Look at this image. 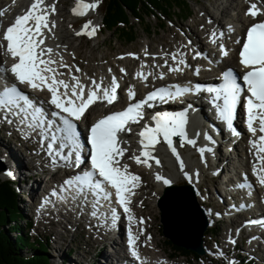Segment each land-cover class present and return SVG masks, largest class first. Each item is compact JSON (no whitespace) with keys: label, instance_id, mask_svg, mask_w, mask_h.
I'll return each mask as SVG.
<instances>
[{"label":"snow or ice","instance_id":"1","mask_svg":"<svg viewBox=\"0 0 264 264\" xmlns=\"http://www.w3.org/2000/svg\"><path fill=\"white\" fill-rule=\"evenodd\" d=\"M97 3H84L83 0H76L75 7L72 9L74 15L83 16L88 9H96ZM55 14V6H47L45 0H33L30 7L24 14L17 15L14 22L6 28L3 33V41L6 42V52L15 60L10 68L5 69L0 67V72L10 71L15 77V80L20 85L33 90H47L50 93L48 101L56 111L52 112V117L59 118L60 124H54V121L48 119L42 108L36 106L34 102L24 93H22L15 85L5 87L0 91V110L4 115L0 118L12 123L8 119L9 116H14L19 119L21 125H25L32 131L39 130L38 134L41 138V144H45L50 156L53 158V163L59 160L67 162L71 157V152L65 154V149L69 145L78 147L77 140V125L75 121H80L87 110L97 101H106L108 104H113L117 99V89L119 88L118 81L115 76L112 77L111 84L105 87L102 82L91 80L89 86L81 83L80 78L71 75L70 84L64 79L57 77L63 76L64 73L58 72L52 65L57 61L52 59L53 49L45 45V30L52 33L55 28V22L49 21V15ZM262 13L257 3H251L246 15L253 18ZM3 13L0 12V16ZM90 29V30H89ZM96 33V27L92 26L91 21L86 22L82 30L76 35L93 36ZM213 33V37H215ZM223 35V33H221ZM4 47V45H0ZM222 55H227V51L223 44L220 45ZM58 55V53H57ZM197 55H199L197 53ZM240 64L247 71L242 79L247 88V93L244 97V108L246 111V124L249 133L255 138L249 141L251 147L255 149L256 163L253 164V173L257 175L259 183L264 186V21L253 23L247 29L246 41L242 44V50L239 52ZM173 60L176 61V55L173 54ZM177 65L185 64L183 58L176 61ZM59 67H71L61 61ZM74 67V66H72ZM76 72H80L79 67H76ZM177 66L169 68V71H181ZM111 72V69H109ZM121 71H124L121 69ZM197 70V74H198ZM143 79H147L142 73H137ZM163 78V74H161ZM223 84L220 87L206 89L209 93H213L214 101H222L217 104L219 117L226 122L229 129H232L233 119L238 103L241 101L242 87L233 78L232 72L227 71L223 74ZM176 91L169 92L164 88L156 89L147 94L144 99L136 101L135 92L128 91V106L121 110L112 112L103 116L92 124L88 143L91 146L90 150V170L84 171L82 175H75L64 181L61 187L62 192L71 191L73 199L79 195H84L85 199L91 193L95 200L93 207L101 205V201H110L113 195L116 198V203L123 209L124 213H130L128 207L130 203L129 196L133 194L132 189L139 185L140 177L129 171L127 164L121 165V158L128 151L121 147V144L128 143L126 140L119 139V134L131 132L129 124L139 123L143 119V109L145 106L152 107L151 102L159 99L164 100L166 97L173 98L188 92V88H180L174 86ZM63 89V91H61ZM196 90H202L199 85ZM154 126L145 125L138 133L141 145L139 155H133L130 159L137 164H143L151 167L149 160H154L157 165L160 161L152 155L155 151V146L161 142H165L173 155H179L173 143V137H180L181 141L190 144H195L194 140L187 139L185 132V117L183 114H169L167 112L157 113L152 117ZM234 134L235 130L233 129ZM259 132V136H257ZM209 138L206 136V139ZM67 141V143H65ZM183 146V144H181ZM75 149H73L74 151ZM203 154L204 149L200 150ZM143 158V159H142ZM79 161V156L76 157ZM77 166H79L77 164ZM12 175L11 172L7 173ZM157 181H162L164 185H169L171 181L164 178L162 175L155 176ZM244 187V185H240ZM56 193L54 192L53 195ZM63 198V197H61ZM97 213L93 211L92 215ZM113 221L118 219L116 209L111 210ZM129 221L133 219L128 216ZM143 223V220H141ZM249 223H261L264 221H249ZM136 237L129 229L128 245L131 254L138 258V253L134 247Z\"/></svg>","mask_w":264,"mask_h":264},{"label":"bare ground","instance_id":"2","mask_svg":"<svg viewBox=\"0 0 264 264\" xmlns=\"http://www.w3.org/2000/svg\"><path fill=\"white\" fill-rule=\"evenodd\" d=\"M76 1V0H74ZM72 1V2H74ZM232 3L235 4V8H234V14H230V12H228V8L227 5H217V3L215 2L213 4L214 7H216V11L219 12V15H216L214 13H208L206 12V10L202 9L205 13V16H207L208 21L210 20V22H213L214 24H217L216 26L222 31V32H229L231 30V27L233 22L236 24H247V20L246 18H244V16L242 15V13L244 11H246V9L248 8H243V3L244 0H231ZM259 2L261 7H263L264 9V0H248V2ZM71 2V3H72ZM229 2V1H228ZM55 7V14H53L54 19L53 21L55 22V31L59 32V29L62 30V26L60 23H58L56 21V16L58 15V12L60 11L58 9L59 4L57 3V1L54 0L53 3ZM11 9H14L13 6L9 7ZM72 9L73 8H68V12L67 15L72 14ZM94 12V11H93ZM85 13H87V15L89 17H91L92 13L91 11L87 10ZM226 15L229 19L228 23H224L222 22V17ZM224 21V20H223ZM52 22V21H51ZM92 23V22H91ZM198 23H203L200 20H198ZM96 24L92 23V26H95ZM197 25V24H196ZM229 26V27H227ZM186 28V27H184ZM182 28L181 30L186 31L185 36L186 37H179L176 34H172L173 35V39L175 42L173 47H168L167 45L162 46L160 49V52H153V48L148 45L147 49L144 50L145 53H147L149 56L145 59L141 58V59H135L133 57H128L124 59H120L116 61V66L112 67V73L110 74H106L103 73L102 76L97 75L95 78L91 75L93 72L92 70H90L89 68H86L85 65L82 63L80 64V60L83 59L82 58V52L80 50H74V48H70V46H68V44H66L70 49L66 50V52H71V53H75V59L74 61H70L72 62V66L75 67H79V69L83 72L84 76L82 79H80L81 83H83L86 86H89L91 84V80L95 79L97 82H102L103 85L106 87L110 86L111 81L109 82V77L112 80V77L115 76L118 84L119 85H123V84H128L132 81V76L136 77L137 73H142L143 75H147L148 76V80H146L145 84L150 83L148 86L152 85V83L154 82V80H158L157 82H160L161 80L165 81L163 83H170V82H185L188 81V76H185L186 74V65H177L176 61H179L181 58H183L184 60L186 59L189 65L194 64L195 66H197V68H199V65H196V63L201 64L203 62H210L211 64L205 65V67L203 68V72L204 73H209L210 71L208 69H212V65H216L217 63L215 62L217 60L216 58V46L218 43L215 42V40L211 37L205 40V42H207L210 47L212 48V50H214L213 54L212 53H206L204 52V50L199 53V56L201 57V59H197L196 63H192V60L190 59V52H192V50L194 48L199 49V44L201 43L202 45V40L201 42L197 41L194 37V34H192V32L188 31V29H184ZM204 28L206 29L207 32H212V29H210V27L208 25H205ZM82 29V28H81ZM81 29L79 30V32L81 31ZM90 30V29H89ZM231 32V31H230ZM67 35V34H66ZM190 37H189V36ZM97 36V34L95 33V37ZM192 36V37H191ZM66 36L63 35V33H61L60 36H54V37H50L45 35V45L48 48L53 49V53H52V59L57 61L56 64L52 65V67L56 68L57 71L59 72V62L61 61V58L63 60V63L66 64V56H68L69 54L66 53L65 55L62 54L63 51V44H60L59 42L62 40H65ZM82 39H85L86 36H81ZM189 39V45L186 44L185 47L181 46V41L182 39ZM67 39V38H66ZM87 39V38H86ZM85 39V40H86ZM217 39H219V37L217 36ZM89 40V39H88ZM231 42V40H229ZM172 43V44H173ZM170 44V43H169ZM185 52H184V50ZM81 49V48H79ZM99 49L98 44H95L94 47L91 49V54L89 57V60L93 59V54L95 51H97ZM211 49H209L210 51ZM133 52V51H132ZM58 53V55H57ZM134 54V53H133ZM132 54V55H133ZM156 54V57L154 56ZM173 54L176 55V61L173 60L172 56ZM194 55V54H193ZM109 56L113 57L111 54H106L102 59L103 60H108ZM234 58L235 56H233L232 54H230V60L225 61L224 64H222V66H220V70H222V68L224 67H228V66H235L236 63L234 62ZM69 59V58H68ZM204 59H206V61H204ZM70 60V59H69ZM84 60V59H83ZM142 61L144 63V65L141 64L138 65L139 61ZM15 62V60L11 57L10 60V66ZM75 63V65H74ZM128 64H132L134 66V70L133 68H129L127 65ZM152 64V65H151ZM68 66L72 67L70 65V63H67ZM179 66L182 70L181 71H169V68H175ZM73 67V68H75ZM123 69L124 73L120 72V74L118 73V70ZM63 68H60V71ZM86 69H88L86 71ZM96 70H102V69H98L96 68ZM95 70V71H96ZM132 70H134V74L132 73ZM81 73V72H80ZM161 74H163V78H161ZM122 75V76H121ZM174 77H177L174 79ZM59 79H61L59 77ZM71 78L68 77V80H70ZM127 79V80H126ZM174 79V80H172ZM108 80V82H107ZM126 80V81H124ZM189 83V82H187ZM71 84V83H70ZM146 86L143 85V89ZM139 87L137 88L133 86V88L131 89L132 91H134L135 93H138L139 95L141 93H139ZM39 91V90H38ZM61 91H63V89H61ZM47 92H43L42 95L45 96ZM49 97H50V93H49ZM119 100H122L123 103H125V96L120 94L119 95ZM47 105V103H46ZM52 106V105H51ZM99 111V108H97V106L94 107H90L87 112L85 113L84 117L80 120V121H76V125L77 126H81L82 124L86 123V121H90L93 117H95L97 115ZM6 132H8L11 136L8 137V139L12 138L13 140H17L18 144L20 143V145H18V147L20 149H22L21 151L18 150L17 148H13L7 145V143H4L1 139H0V156L1 158L6 162L9 171L6 169V171L4 169H0V172H11L12 175H9L11 177V181L7 180L9 182H12V184L14 183V179H16V184H22L24 183V180L26 181V179H36V175L34 174L35 170L31 169V166L29 167L27 164H25V161L27 159L28 162V157H26L25 153L29 152V147H28V141L27 140H19L17 138V134L13 131V130H5ZM196 131H197V126L194 123L185 122V132H186V137L187 139H191L195 141V144H190L187 143L185 144L184 141H181V138L179 140L174 141V146L177 150V153L179 155V159H177V156L173 155L172 152L170 151V149L168 148L167 144L164 142V145H161V143H158L155 146V151L152 153L153 156H155L156 158L159 159L160 163L159 165H157L155 163L154 160H149V164L151 165V167L145 166L143 164H137L134 160L130 159L131 156L133 155H139L141 152V145L138 143V141L140 140V137L138 139L136 138H131V135L125 136L123 134H121V140H126L128 141V143L121 144V147L126 148L128 151L124 154V157L121 158V165L127 164L129 166V171L135 175H138L141 179L139 182V185L132 189L133 194L129 196L130 199V204L128 205V207L130 208V213L126 214L124 213L123 209L120 212L121 218L119 221V224L112 229L111 233H108V236H103V234L100 233V235L98 236V238L103 242V247L100 249V260L97 261V264H129L125 259H127V256L131 257L133 256L131 254L130 248L127 249V247H129L128 245V232L129 229L131 230L132 234L136 237V243L134 245L137 253H138V258H135V261L137 263H141V264H174L171 261L168 262L169 257L171 256V254L166 253L163 249H160V247L157 245L158 240H156V242L154 241V235L152 234H147V230L151 229L152 227V221L155 218V215L158 214L157 211V207H155L157 205V200L159 199V196H156L158 193L162 192L163 189L166 186H175L178 185L179 183H181V178L183 179V183H188L191 188L193 189V191L195 192V196L197 198L198 204L202 207H205L208 209H205L204 214L206 216V218L208 219L209 223L208 225H211V223L214 221L215 217H213V214H215L214 212L220 210V208L222 207V202L220 203L219 200L215 197L216 194H213V192L211 190H208V188L205 189V194L208 196H205L203 191H201V184L204 183V185L211 183L213 186V181L212 178L211 181L209 182H205L203 179V177L206 175V172H210V174L213 176L214 178V168L213 165H215V161L219 163L220 167L217 169V173L223 174L226 173L228 171L229 168V162L226 159H223L224 155V151L222 149V147H215V150L213 152V157L215 159L214 160H209L208 157L205 154V162L204 160H202L200 158V156H196V154L198 153L200 147L197 144V140H196ZM7 137V136H5ZM4 138V136H3ZM10 140V141H13ZM161 141L162 138H161ZM181 144H183V146H181ZM27 145V146H26ZM35 145V143L33 141H31L29 143V146L33 147ZM80 145V143H79ZM15 146V145H13ZM81 146V145H80ZM234 150L237 151L241 150V152H243L244 150H246L247 148L243 147L242 141L240 139L239 142H237L234 146ZM186 148V150L184 151V149ZM26 150L25 153H21L23 150ZM17 151V152H16ZM20 153H19V152ZM255 149L253 151V154L255 153ZM236 153H230L231 155L229 157H232L233 155H236ZM248 153V152H247ZM251 153V152H249ZM25 155V156H24ZM30 155V154H29ZM32 155V154H31ZM79 159L82 160L83 159V154L82 153H78ZM197 157V159H196ZM30 159V157H29ZM143 159V158H142ZM31 160V159H30ZM204 164L206 165V167H204ZM159 174L162 175L164 178L169 179L171 181V183L169 185H164L162 181H157L155 179V176ZM210 177V176H209ZM59 176L55 175L53 177V180H58ZM209 180V179H208ZM38 181H40L41 183H47V180L45 181V178H40L38 179ZM204 181V182H203ZM38 182L37 180L35 181L34 184H32L31 186V190L33 189V185H36ZM27 184V183H26ZM21 185L19 188L21 189V193L23 194L24 190H26L27 185ZM258 184L259 181H258ZM40 185V184H39ZM143 189H145V192L143 194H139ZM259 191H261L262 196H260L259 198H264V186H262L260 184V188ZM218 192H220V190H218ZM32 195H35L36 192H34V190L31 191ZM39 192H38V196H39ZM220 195V194H219ZM253 195V194H252ZM145 198H153V200L151 201V203H146ZM187 198L186 196H181L179 197L176 202L175 207H172V212L175 213L177 222L180 223L181 227H183V232L186 233L187 235L191 236V231H192V227H193V223L195 222L191 209L187 203ZM220 198V197H219ZM221 199V198H220ZM137 200V201H136ZM214 202V204L212 202ZM37 202V196L34 198L33 202H28V205L25 206V214L28 212H31V205L35 204ZM137 202V203H136ZM189 202V201H188ZM139 207V209H136V207L134 208V206ZM213 204V205H212ZM24 208V207H23ZM151 208L149 211L148 209ZM24 214V215H25ZM131 215L133 217V219L131 221H129L128 216ZM159 215V214H158ZM49 218L38 220L37 224L41 225L42 222L45 223L46 221H48ZM141 220H143V223H141ZM41 221V223H39ZM61 226H59L58 224H52L50 223V226L54 229V227H59V229L64 230L66 232V229H68V226H73V228L77 229L76 232L79 233V230L81 232H84V228L81 225L78 224H73V222H71L70 220H67V218H65L64 216H62L61 219ZM226 225L225 229H229L231 228L233 225H238L239 227H241L243 225V223L241 221H236L233 220L232 222L228 223L226 221H224ZM67 223V226L65 227L64 225ZM196 223V222H195ZM186 224V225H185ZM200 224V221H199ZM246 228H241L240 232L236 235V242L241 243L242 239H248L251 238L248 236V232H246ZM60 230V232H62ZM211 230V229H210ZM63 235H65V233H62ZM91 234V233H90ZM60 233H58V236H56L55 238L63 240L62 237H60ZM143 238L145 239H150V241H148L149 243H146V240L144 239V242L146 244V246H142L143 244ZM224 237H222L223 240V244H226V242H224ZM258 239V238H257ZM257 239H253V237L250 239V243L252 246H250L253 250H259V242L260 240ZM95 241H98V239H94ZM206 240V239H205ZM220 242V241H217ZM235 243V242H234ZM54 244V241H53ZM58 244V243H56ZM254 244V246H253ZM107 245V246H106ZM233 245V244H232ZM113 247L114 249L120 248L121 251L124 250V255H126L125 257L123 255H119V256H114V252L112 251H108L107 253H102V251L104 249H108L107 247ZM58 250L60 251L61 248H59V246L57 247ZM88 248V247H87ZM53 250L56 251V248L53 247ZM126 250V251H125ZM239 248L237 249L236 247L234 248V254L238 253ZM225 252V251H224ZM112 256H110V255ZM247 254H252L255 258H257L258 260L262 261V255L257 254V252H249ZM234 257L236 256L233 255ZM59 258V257H58ZM253 258V257H252ZM74 259V258H73ZM71 264H79L77 261H75V259L73 260ZM89 264L90 263H95L94 260H92V258H90ZM82 264V263H81ZM262 264H264V261L262 262Z\"/></svg>","mask_w":264,"mask_h":264},{"label":"rangeland","instance_id":"3","mask_svg":"<svg viewBox=\"0 0 264 264\" xmlns=\"http://www.w3.org/2000/svg\"><path fill=\"white\" fill-rule=\"evenodd\" d=\"M55 1H57V3L59 4L58 9L60 10L58 12V15L56 16V21L58 23H60L62 26V30L59 29V33H60V35H61V33H63V35L66 36V38H67V39L65 38V40L60 41L59 43L63 44V46H66V50H68L70 48H72V49L74 48V50L75 49L80 50L82 52V58L84 60L81 59L79 62H80V64L83 63L86 68H89L90 70H92L93 73L91 75L94 78L97 75L102 76L103 73H106V74L112 73V67L116 66L117 60L124 59V57L128 58V57H126L127 55L124 56V54H126V53H132V51L133 52L135 51L133 54L134 55L133 58L141 59L143 57L138 52V49H140V48H143L142 50L144 51L145 50L144 47L147 49V46L150 45L153 48V52H160V49L162 46L167 45L168 47H173L174 46L173 42H175V41L173 39L172 34L174 33V34L178 35L180 38L186 37L185 36L186 31L181 30L184 27H186L184 29H188V31H190V32H192V34H194V37L198 42L199 41L201 42V40H199V37H198L199 31H200L199 28H201L200 23H198V20L203 22V19H205V20L209 19V18H207V16H205V14H204L205 12L202 9L206 10V12H208L210 14L214 13L216 15H219V12L216 11V7L213 6V4L215 2L217 3V5H227L228 12H230V14L235 13L234 12L235 4L232 3L231 0H188L190 3V6H191V17H190V19L189 20H181V19H179V17H171V20L170 19H168L167 21L165 20V25H164L163 29L158 28V23H161V21L157 20L156 18L146 19V22L144 24H141V25L136 20L131 19L130 24L135 26L133 31L136 33V39H135V41H133L129 44H126L125 40L120 38V36H119L120 34L118 32H115V33L108 32L107 30H105L101 26V13H102V9H103V0H94L93 3H97V5H98L97 8L92 9V10L88 9V11L89 10L91 11L92 15L96 11H98L97 14L92 18L93 21L91 20L92 15H91V17H89L87 15L90 18L91 22L96 24L95 27H96L97 36L95 37V35H93V36L84 35L87 38V39L85 38L86 40L82 39L81 35L77 36V38H76L75 36H73L71 34L69 29L66 27L65 20L67 18L66 15L68 12V8L70 6V3L74 0H55ZM201 15H203V16H201ZM90 20H88V21H90ZM88 21H85L82 24H80L81 22L78 23V26L80 27V29ZM222 22H224L225 24L229 22V19L226 15H224L222 17ZM146 23L150 27V34H147L143 31V28L146 26ZM210 23H212V25H215V26L217 25V24H214L213 22H210ZM205 25H207V24H204V26ZM73 27H75V25ZM97 28H98V30H97ZM97 31H100V35H98ZM60 35H58V36H60ZM189 39L188 38L185 40L182 39V41L180 42L181 46L185 47L186 44L189 45ZM204 43H202V45H201V43L199 44V47H200L199 49L194 48L192 50V52H190V59L192 60V63L196 62L197 59H199V60L201 59L200 56H198V57L194 56L193 55L194 53L199 54L203 50L206 53H212V48L210 47V45L207 42H204ZM66 44H68V46H70V48ZM95 44H98L99 49L94 52L93 59L89 60V57L91 54V49L94 47ZM63 46H62V48H63ZM79 48H81V49H79ZM209 49H211V50L209 51ZM66 50H64V48H63L64 52H62V54L63 55H65L66 53L69 54L68 56H66V59H67L66 64L70 63V65L72 66L73 64L70 61L71 60L74 61L75 53H71L70 51L66 52ZM183 50H184V48H183ZM184 52H185V50H184ZM106 54H111L113 57L109 56L108 60H103L102 58ZM154 56L156 57V54ZM204 61H206V59H204ZM141 64L144 65V63L140 60L138 65L141 66ZM74 65H75V63H74ZM127 66L129 68L134 69V66L132 64H128ZM195 67H197V66H195ZM60 68H59V72L64 73V75L59 76V77L61 79L68 81L69 83H72L71 79L68 80V77L71 78V75H75V76L79 77L80 79H82L84 76L82 71H80L81 73L76 72V70H75L76 67L75 68L71 67V72L69 71V68H63L61 71H60ZM96 68L102 69V70H96ZM109 69H111V72L109 71ZM87 70L88 69H86V71ZM134 70H132V73L134 72ZM120 72L124 73V71H121L119 68L118 73L120 74ZM59 77H57V78L59 79ZM132 77H134V76H132ZM126 80H124V81H126ZM3 136H4V138H3ZM5 136H7V137H5ZM0 139L4 143H7L8 146L13 147V148H17L20 151L22 150L18 147V141L13 140L12 138L8 139L7 134H2V135L0 134ZM10 140H13V141H10ZM160 143H161V145H164L163 141H161ZM13 145H15V146H13ZM185 150H186V148L184 149V151ZM25 152H26V150L24 149L21 153H25ZM237 152L241 153V150H238ZM25 155H26V157H28V162L26 159L25 164H27L30 167L31 161H30L29 157L31 154L29 155V153L26 152ZM196 159H197V157H196ZM0 169H4L5 171L7 169L9 171L6 162L1 158V156H0ZM210 172H211V170H210ZM1 173H3V172H0V179L5 178L4 175H1ZM6 175H8V174L6 173ZM210 178H211V174H209V175L206 174L203 177V179H206V180H204L205 182L211 181ZM180 179H181V183H179L178 185L186 184V183H183L184 181L181 178V176H180ZM36 180L38 182L37 177H36V179L35 178L26 179V181L24 180V183L18 185V188L21 185H25L26 183L28 185L34 184ZM1 181H2V179H1ZM4 181H7V180H4ZM212 181H213V183H215V180H212ZM210 184L211 183L204 185V183H202L201 187H200L201 191H203V193H204L206 188H208V190L212 191L211 188L209 189ZM144 192H145V189H143L139 194L141 195ZM160 194H161V192L158 193L156 196H160ZM204 195L208 196V194L206 195L205 193H204ZM152 200H153V198H148V199L145 198L146 203H151ZM158 200H160V199H158ZM158 200H157V203H158ZM196 200H197V198H196ZM16 201H17V207H18L19 211L21 212V214L25 218L29 219V217L32 215V211L25 214V211H26L25 206L28 205V199L26 201L25 196L23 198L22 194H20V196L17 197ZM212 203L214 204V202H212ZM202 206H200V207L205 211V209H207V208L202 207ZM135 207H136V209H139L137 204H136V206H134V208ZM155 207H157V205ZM150 209L151 208H149L148 211ZM23 210H25V211H23ZM157 211H158L159 215L158 214L155 215V218L152 221L153 225H152L151 229L147 230V234L154 235V241L156 242V240H158L157 245L160 247V249H163L166 253L175 256V257H171V262L174 264H262V262H263V257H262V261H260L257 258H255L252 254H247V252H245V251L252 252L253 249L251 247L247 248L245 246V247H243L244 250H241V243L236 242L234 245H232L230 240L226 241V238L224 239V242H230V243L229 244H227V243L223 244L222 237H224L225 234H224V229H222V227L225 228L227 224H225V222L223 221V223L221 225H218L215 223V220L212 222V224L214 225V229L211 228V230H210L208 228L209 233L206 234V236L204 237V240H203L204 248L206 250V254L203 256H200V258H198V259H195L192 256L182 257V256H180V254L178 252H175V250H173L170 246H168L165 243L167 240L165 239V237L162 234V226L160 224V212H159L158 207H157ZM207 211H208V209H207ZM54 220L57 221L59 219L54 218ZM42 221H43V219H42ZM24 223H25L24 221L21 222L22 227H23ZM31 223L33 226L32 232H31L32 237H34V239L39 237L44 242L45 241L47 242L48 251H47L46 255L48 257L49 264H71L73 258L79 264H81V263L82 264H89L88 260H90V258H92V260H94V262H95V263L92 262L90 264H97L96 260L97 261L100 260L99 252H100V249L103 247V242L99 239L100 237L94 238V236H91L90 234L87 235L84 232H81L80 230H79V233H77L76 232L77 229L73 228V226H71L70 229H66V232H65L64 230L59 229V227H54V229H53L50 225L47 226L46 222L45 223L42 222V224H41L42 226H39L36 223V225H38L36 227H35V223L33 221H31ZM39 223H41V221ZM208 223H209V221H208ZM7 225H9V224H7ZM25 225H27V224L25 223ZM3 228L5 231H7V227H2L1 228L2 231H3ZM23 229L25 230V228H23ZM60 230L62 232H60ZM83 230L85 231V229H83ZM63 232L65 233V235L62 234ZM12 233H14L17 236L16 231H7V234H8L7 236L9 239L15 241L16 236L14 237V234H12ZM58 233H60V235H61L60 237H62L63 240L55 238L56 236H58ZM94 239H98L99 242L95 241ZM144 239L145 238H143V244H142L143 247L146 246ZM145 240H146V243H149L148 241H150V239H148V238ZM52 241H54V244ZM217 241H220V242H217ZM215 242L220 244L219 247L215 246V244H214ZM56 243H58V244H56ZM58 246H59V248H61L60 251L57 248ZM53 247L56 248V251L53 250ZM235 247L237 249L239 248V250H238L239 252L235 253L236 256L234 257L233 255H235L234 254V248ZM111 249H112V247H111ZM221 249H222V252H221ZM105 252H108V250L104 249L102 251V253H105ZM19 254H21L22 256L27 257V258L31 256V252H30L29 248L21 249L19 251ZM243 256H246V259L242 260Z\"/></svg>","mask_w":264,"mask_h":264},{"label":"trees","instance_id":"4","mask_svg":"<svg viewBox=\"0 0 264 264\" xmlns=\"http://www.w3.org/2000/svg\"><path fill=\"white\" fill-rule=\"evenodd\" d=\"M190 15L191 6L188 0H103L101 20L108 32H118L120 38L129 44L136 39L133 31L135 26L130 24L131 19L141 25L146 19L156 18L161 21L158 28L163 29L165 20H171V17L186 20ZM143 31L150 34L147 23ZM10 183L0 180V264H49L46 255L47 243L39 237L32 239L31 223L23 219L17 207L18 195ZM23 221L27 224L26 230L23 229L24 225L21 226ZM2 227H7V231H16L15 241L8 238L7 231L3 228V232ZM165 243L180 256L199 258L192 252L175 247L168 240ZM23 248H29L30 257L19 254Z\"/></svg>","mask_w":264,"mask_h":264},{"label":"water","instance_id":"5","mask_svg":"<svg viewBox=\"0 0 264 264\" xmlns=\"http://www.w3.org/2000/svg\"><path fill=\"white\" fill-rule=\"evenodd\" d=\"M181 196L188 197L187 203L196 222H192L193 227L191 236L183 232V227L177 222L175 213L171 210L172 207H175L176 202L178 201L177 199ZM159 199L157 207L160 212V224L165 239L175 247L195 253L199 256L204 255L203 237L207 230L208 221L203 209L199 206L196 200L195 192L191 186H167L164 188Z\"/></svg>","mask_w":264,"mask_h":264}]
</instances>
